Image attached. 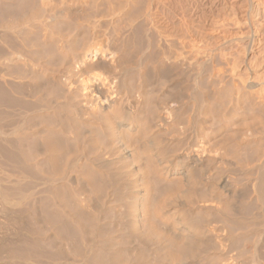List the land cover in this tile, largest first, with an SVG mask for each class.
Instances as JSON below:
<instances>
[{"label":"bare ground","instance_id":"obj_1","mask_svg":"<svg viewBox=\"0 0 264 264\" xmlns=\"http://www.w3.org/2000/svg\"><path fill=\"white\" fill-rule=\"evenodd\" d=\"M0 264H264V0H0Z\"/></svg>","mask_w":264,"mask_h":264},{"label":"rangeland","instance_id":"obj_2","mask_svg":"<svg viewBox=\"0 0 264 264\" xmlns=\"http://www.w3.org/2000/svg\"><path fill=\"white\" fill-rule=\"evenodd\" d=\"M206 13L209 14L208 10H206Z\"/></svg>","mask_w":264,"mask_h":264}]
</instances>
